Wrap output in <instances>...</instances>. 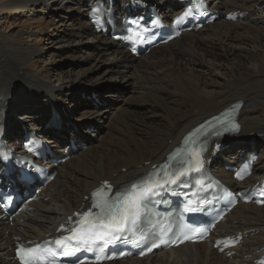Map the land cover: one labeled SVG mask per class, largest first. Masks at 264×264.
<instances>
[{"label":"bare ground","instance_id":"bare-ground-1","mask_svg":"<svg viewBox=\"0 0 264 264\" xmlns=\"http://www.w3.org/2000/svg\"><path fill=\"white\" fill-rule=\"evenodd\" d=\"M91 1L0 0V117L7 116L9 134L20 126L32 128L61 153V137L39 128L49 118L48 100L62 107L72 121L92 125L108 107L83 106L76 98L79 91L95 88L98 98L99 93L111 98L114 94L106 84L122 86L132 80L135 85L122 102L128 110L121 108L108 132L60 165L57 178L43 190L47 202L12 220V227L0 223V264H16L9 259L15 238L40 239L80 207L99 182L130 181L161 161L188 129L234 101L242 102L238 142L222 154L235 158L238 152L252 149L261 154L252 177L241 188L253 184L264 167V0L214 4L212 8L219 11L239 10L247 17L236 23L216 21L138 59L91 33L84 19ZM178 6L171 5L175 10ZM28 13L24 21L17 17ZM22 110L25 113L20 114ZM81 135L78 138L85 140ZM220 165L218 157L213 169L229 183ZM231 220L233 224L224 227L226 233L264 229V206L239 205ZM261 247L264 234L258 232L231 260L200 244L107 264H247L256 256H244Z\"/></svg>","mask_w":264,"mask_h":264},{"label":"snow or ice","instance_id":"snow-or-ice-1","mask_svg":"<svg viewBox=\"0 0 264 264\" xmlns=\"http://www.w3.org/2000/svg\"><path fill=\"white\" fill-rule=\"evenodd\" d=\"M238 130V126H235ZM199 163V160H197ZM158 186V185H157ZM154 191V185L152 182H145V186L133 184L130 188L121 194L116 201L108 204L100 205L102 210L101 217L97 218L98 222H90L85 220V223H89L90 227L87 233H76L75 238L83 240L84 243H89L87 237L91 235H97L98 238H103L109 231L120 232L127 228L129 223H134L139 213L140 202L150 195ZM95 230V231H93ZM68 237L66 239H72ZM58 245H61V241H56ZM30 252L37 251L36 249L29 250ZM54 254V253H50ZM24 259V256H21ZM29 264V262H25Z\"/></svg>","mask_w":264,"mask_h":264},{"label":"rangeland","instance_id":"rangeland-1","mask_svg":"<svg viewBox=\"0 0 264 264\" xmlns=\"http://www.w3.org/2000/svg\"><path fill=\"white\" fill-rule=\"evenodd\" d=\"M17 17H19L20 21H24L25 19H28L29 13L26 15H20V16L17 15ZM108 42H110V41H108ZM63 64L64 63L62 61L58 62V65H60V66H62ZM105 88L107 90L111 89L110 93H112L114 95H112L111 98H104V97H101V93H99V100H98L97 104H91L89 100L80 101L78 98V94H79V92H82V91H79L76 95L77 100H79L80 101L79 103L82 104L83 106H86V105L95 106V105H97V107H100L103 109L105 107H108V108H106V111L104 112V116H102V119L99 122L92 124V126L88 127V125H91V124L86 123L85 120H78V121H72L71 120V126H72V128H75L76 131H70L69 133L75 134V136L77 138L82 134L86 138L85 141L88 142L91 147L94 146L96 137L100 138V136L104 132L105 133L108 132V130L110 129L111 124L114 121L115 117L119 115V112H121V108H123L124 110H128V107L123 106L122 102L130 95L131 88L133 90L135 89V85L132 83V80H130L129 83H127L126 85L124 84L122 86L116 85V86L110 87V85L106 84ZM22 105L25 106V103H22ZM44 117H45V115H44ZM63 121H65V120H63ZM93 125H95V126H93ZM85 127H87V128H85ZM89 128H93V130L91 129V131H90ZM77 130L80 132V134H79V132H77ZM85 130H86V133H85ZM87 131H89V132L87 133Z\"/></svg>","mask_w":264,"mask_h":264}]
</instances>
